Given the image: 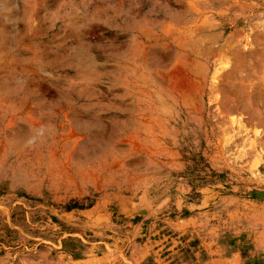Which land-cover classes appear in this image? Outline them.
Listing matches in <instances>:
<instances>
[{
  "label": "rangeland",
  "instance_id": "rangeland-1",
  "mask_svg": "<svg viewBox=\"0 0 264 264\" xmlns=\"http://www.w3.org/2000/svg\"><path fill=\"white\" fill-rule=\"evenodd\" d=\"M0 264H264V0H0Z\"/></svg>",
  "mask_w": 264,
  "mask_h": 264
}]
</instances>
